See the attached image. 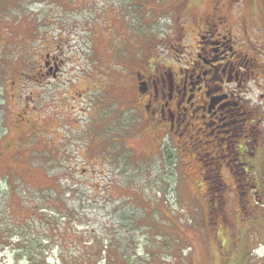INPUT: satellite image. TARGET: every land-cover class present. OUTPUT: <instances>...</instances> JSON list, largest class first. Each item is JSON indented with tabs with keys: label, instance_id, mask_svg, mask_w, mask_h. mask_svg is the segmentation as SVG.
Wrapping results in <instances>:
<instances>
[{
	"label": "rangeland",
	"instance_id": "obj_1",
	"mask_svg": "<svg viewBox=\"0 0 264 264\" xmlns=\"http://www.w3.org/2000/svg\"><path fill=\"white\" fill-rule=\"evenodd\" d=\"M216 1L0 0V30L22 38L1 67L42 81L25 107L34 131L8 135L13 112H0V264H264V0ZM229 31L236 65L220 81L209 63L223 59L204 49L221 56ZM144 79L162 85V107L173 83L175 137L155 128ZM213 81L246 111L231 134L199 107ZM193 88L200 103H186ZM247 139L252 151L235 150Z\"/></svg>",
	"mask_w": 264,
	"mask_h": 264
},
{
	"label": "flooded vegetation",
	"instance_id": "obj_2",
	"mask_svg": "<svg viewBox=\"0 0 264 264\" xmlns=\"http://www.w3.org/2000/svg\"><path fill=\"white\" fill-rule=\"evenodd\" d=\"M220 1L221 0H217L216 4H220L219 3ZM210 30L212 31L211 28H210ZM231 33L232 32L229 31V35H228L229 36V42H228L227 45H225L224 43L220 44L221 43L220 40H218L216 42V43L219 44L220 47H223V50L221 52V56H219V53L218 54L213 53V51L216 52V49H214V48H213V50L211 49L210 51L207 48L204 49L207 52V54L211 55V58L212 57H216V58L218 57L219 60L223 59V60H220L219 63L217 64L218 67H216V64L215 65L213 64V59H211L210 63H209V64H211L213 66V68H215V71L219 72V70H221V72H220L221 74L218 73L215 76L216 79H218L220 81L226 80V78L223 77V74H225V72L228 71L229 64L231 65L232 68H231V71L229 72V75L227 76L228 77V81H230L233 78V76H234V73H232V70L235 69L234 65H236V60H235V58H229V60H227L228 56H229V51H237L235 49V46L231 43L232 40H233V38L231 36ZM11 34L16 36L14 40H11L9 35H7L6 32H2L0 30V50L2 48H4V45L9 43L10 41H12L13 43H15L18 46H22L20 44V42H19V39H22V38H18L17 37L16 29H14V32L11 31ZM228 36H224V38H227ZM55 43L56 42L54 40H52V44L54 45L56 50L57 51L61 50V44L60 43L55 44ZM43 46H44V48L47 51L50 48V46L46 45V44H44ZM20 49H23V47L20 48ZM46 53L41 54V57H39V59L42 60L43 55H46ZM1 57H2V61L0 63V112L4 111V112L7 113V115L9 114V111L13 112L15 122L9 121V125H8V128H7L8 135L10 133H14L13 131H11L9 129L10 123H12V128L13 129H18L21 125H24V127L21 129L23 131L21 134L23 136H25L30 131H34L35 130V128H34L35 126H34V124L32 123V121L30 119L31 113H34L33 111L35 110V108L32 109L33 111H30V108H25L26 106H28V104L30 105L28 96L33 95L34 92L37 91L36 88L33 85V82H37V84H38V82H42V81H39V80L37 81L35 76H33V77H31V81L30 82H27V83L24 82L25 81V77L24 76L26 74L25 70L23 68L21 70H19L17 68L15 69V67L13 65L10 66L11 68L9 69V71L8 70L4 71L3 68L1 67V64L4 61V57L3 56H1ZM46 57L49 58L50 56L46 55ZM59 60L63 61L62 59H60V55L59 54L58 55L55 54L54 55V60H53L52 63L49 60L46 61V65H48V64L50 65V67L48 69V74H51L50 77H54V78L55 77H59L61 79V75L60 74L62 72L63 67L61 65H59ZM225 60H227V61L225 62ZM241 61H243V59ZM52 64L54 65V67H52ZM203 64L205 66L208 65L204 61H203ZM224 66H226V68L223 70ZM204 73H205V71H204ZM44 74H47V72L44 73ZM239 74L236 71V77L239 76ZM50 77H49V79H50ZM201 77H202V74H199L198 75V82H200ZM186 78H188V77L186 76ZM139 79L140 78L137 77V80H139ZM185 79L182 78L181 80H185ZM148 80H149V77H148ZM148 80H146V79L142 80V82L145 84V86H143L142 90H147L145 92V96H146V99H147L146 103H148V106L152 107V113L153 114H158L159 113V116L162 118L160 120L161 121L164 120L163 121L164 125H160V124H156L155 123V128H157V126L159 125V127H158L159 131H163L164 132L166 130H169L171 132V134L173 135V137H175V134H174V132L172 130L176 127V124L174 123V119H175L176 114H177L176 112H177L178 104H177V102H174L175 101V96H176L177 93L174 94L173 83L172 82L170 83V89H169V92H170L169 93V99L170 100H168L167 103L164 102L165 106L166 107L168 106L167 107V111H168L167 113H169V122L167 124V122H166V120H167V115L166 114L167 113H165V111H166L165 110V106L162 107V104H159L160 103L159 102V98H157V96L160 93L159 90L162 89L161 88L162 85L161 84H155V82H154V84H152L153 86H151L148 82L150 81V83L151 82L153 83V80L152 79L149 80V81ZM208 81H210V80H208ZM187 83H188V80L183 82L181 87H180V89L177 92L180 93L182 89H187L186 88L187 87ZM192 83L193 82H191V84ZM152 87H154L155 89L153 91H150ZM197 87L198 88L202 87L203 88L202 90L207 89L203 85L200 86V84H198ZM193 90H194V92L188 97V99H186V103L190 102V100H193V101H195L197 103L201 102V101L195 100L197 94H196V90L194 88H193ZM27 92H28V94L24 95ZM139 96L141 97V93L139 94ZM207 96H208V99H207L208 101L206 102V104L205 105H201L200 104V106H199V107H202V110L205 111L204 113H206V115L208 114L207 116H211L212 117L210 119L209 123L206 122V127L209 128V126H211V124L216 123L217 121H219V122L222 121L223 126H225V127L227 126L229 128H226V129L221 130L219 132L220 133L224 132V133H227V134L228 133L231 134L232 130H236V127L232 126L233 124L235 125L238 121H240V119H241L242 123L239 126H242V124L244 122H246V121H243L244 118L242 117L243 114L246 113V111L240 110L242 108L240 100L234 99V97L232 96L231 92L226 93L224 91V87L221 85V83L218 84V83L213 81L210 84L209 88L206 90L205 96H202V101L205 100V98ZM177 97H178V100H179V96H177ZM2 98L5 100V102H3ZM137 99L138 100H142L141 98H136V100ZM182 100H180V101H182ZM155 102L158 103V104H156ZM26 110H28V112ZM23 115H27V117H28L27 119L28 120H23ZM206 115L203 114V117H206ZM251 116H252V114H251ZM183 117H184V119L188 120L186 113L183 114ZM253 121L254 120H251L252 123H253ZM184 135L185 134L179 133L178 139L176 141L179 142V140H180L179 136H184ZM233 135L234 134H232L231 137H230L232 139L229 138L230 139L229 142H233V140H236L235 136H233ZM23 136H21V137H23ZM245 136H248V135L247 134L246 135L243 134V137H245ZM248 137H250V136H248ZM188 138H190V135H189ZM229 142H228L227 148L222 147V149H221L222 152H224V150L226 149V152H224L223 155H230L231 154L230 153V144H229ZM249 142L250 141L248 139L245 140V142H244L245 143V147L242 146L241 144L240 145H234L235 150L240 151V152L252 151L249 148V146L246 145ZM207 143L209 144L210 141H206L205 140L204 142H201L196 148H200V150L204 149V145L207 144ZM15 146H17L20 149V145L15 144ZM17 151L18 150H14V151L11 150V152L14 155H16L18 153ZM14 158H16V156ZM209 159H210V162L206 163V165L212 164L213 160L211 158H209ZM206 160L207 159H205V158L203 159V161H206ZM212 166H213V164H212ZM208 168L210 169V166H208ZM209 169H208V171L206 173V177L207 178H211L214 175H216V174L212 175L213 174L212 170L209 171ZM245 170H246V168H245ZM247 172H248V167H247L246 173ZM217 175H220V174H217ZM249 184H251L250 185L251 187H256V185H257V183H254V178L253 177H251ZM248 189H249V187H248ZM223 246H226L225 243H223L220 246V248L225 250L222 254H223V256H225L224 258H226L227 256H230L231 249H229L228 246L227 247H223Z\"/></svg>",
	"mask_w": 264,
	"mask_h": 264
},
{
	"label": "trees",
	"instance_id": "obj_3",
	"mask_svg": "<svg viewBox=\"0 0 264 264\" xmlns=\"http://www.w3.org/2000/svg\"><path fill=\"white\" fill-rule=\"evenodd\" d=\"M262 7L264 8V4L262 5ZM263 10V9H262ZM153 60H155V58L153 59ZM149 62V61H148ZM146 61H144L142 64H143V68L145 67V65H146ZM151 73V72H150ZM213 163V162H212ZM212 166V164H210V167ZM210 173V172H209ZM212 174V173H211ZM212 175H214V173L212 174ZM215 176V175H214ZM258 191H259V194H260V192H261V186H259L258 187ZM250 196H248L247 195V198H249ZM259 200V199H258ZM257 200V201H258ZM215 204V203H214ZM214 204H212V206H214ZM245 209V208H244ZM224 247V246H223ZM222 249V248H221ZM246 258H249V255H248V253H247V255H244V259H246ZM250 259V258H249ZM229 260H230V262H229V264H241V263H235V262H233L230 258H229Z\"/></svg>",
	"mask_w": 264,
	"mask_h": 264
}]
</instances>
